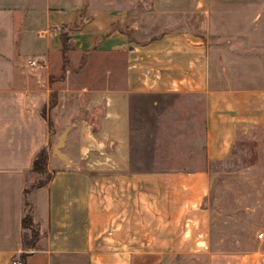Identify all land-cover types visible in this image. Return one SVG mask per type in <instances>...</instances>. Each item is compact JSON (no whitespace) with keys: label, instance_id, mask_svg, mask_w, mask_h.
Returning <instances> with one entry per match:
<instances>
[{"label":"crops","instance_id":"0c3cea01","mask_svg":"<svg viewBox=\"0 0 264 264\" xmlns=\"http://www.w3.org/2000/svg\"><path fill=\"white\" fill-rule=\"evenodd\" d=\"M263 127L264 0H0V264H224L210 166Z\"/></svg>","mask_w":264,"mask_h":264},{"label":"rangeland","instance_id":"374dc122","mask_svg":"<svg viewBox=\"0 0 264 264\" xmlns=\"http://www.w3.org/2000/svg\"><path fill=\"white\" fill-rule=\"evenodd\" d=\"M54 134L52 146L57 143V133ZM210 170L207 204L212 222V250L230 256L223 260L224 264H264V238L257 236L264 229V127L238 142L230 159L211 165ZM47 177V173H33L31 183ZM253 252L260 257L248 256ZM195 263L211 262L199 259ZM213 263L221 264V260Z\"/></svg>","mask_w":264,"mask_h":264},{"label":"trees","instance_id":"16d2710c","mask_svg":"<svg viewBox=\"0 0 264 264\" xmlns=\"http://www.w3.org/2000/svg\"><path fill=\"white\" fill-rule=\"evenodd\" d=\"M62 45H63V52L64 50L69 48V39L66 34H62L61 36ZM56 94L53 93L52 95V101L51 105L55 104ZM50 126L51 123L49 122ZM48 157H49V150L42 149L38 152L36 157L33 161L32 166V174H48V177L45 180H39L36 183H32V187L34 186H41L46 184L50 179V173H48L47 170V164H48ZM30 188H26L24 190V207H23V216H22V228L25 230V234L23 236V246L26 250L33 249L35 246V243L39 237V229L38 226L33 222L32 214H31V202L29 198L27 197V194L30 191Z\"/></svg>","mask_w":264,"mask_h":264},{"label":"water","instance_id":"95a60500","mask_svg":"<svg viewBox=\"0 0 264 264\" xmlns=\"http://www.w3.org/2000/svg\"><path fill=\"white\" fill-rule=\"evenodd\" d=\"M63 146V136L58 138V142L53 146L52 151L59 158H64V155L60 152V149Z\"/></svg>","mask_w":264,"mask_h":264},{"label":"built area","instance_id":"2783aa9c","mask_svg":"<svg viewBox=\"0 0 264 264\" xmlns=\"http://www.w3.org/2000/svg\"><path fill=\"white\" fill-rule=\"evenodd\" d=\"M29 64L30 65H36V61L35 60H30L29 61ZM258 238L259 239H262L264 238V229L263 230H260L259 233L257 234ZM19 262L17 260H13L12 261V264H18Z\"/></svg>","mask_w":264,"mask_h":264}]
</instances>
